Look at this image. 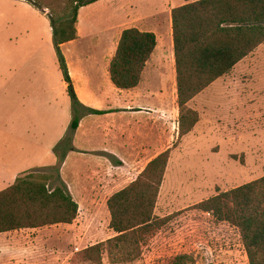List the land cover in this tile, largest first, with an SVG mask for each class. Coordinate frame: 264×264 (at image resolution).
I'll return each mask as SVG.
<instances>
[{
	"label": "rangeland",
	"instance_id": "obj_1",
	"mask_svg": "<svg viewBox=\"0 0 264 264\" xmlns=\"http://www.w3.org/2000/svg\"><path fill=\"white\" fill-rule=\"evenodd\" d=\"M169 1H99L80 11L83 36L109 26L135 25L126 22L128 16L132 23H158L160 44L169 47ZM92 39L61 48L69 73L92 69L83 63L92 51ZM103 71L100 64L93 73ZM170 82L168 75V89ZM69 104L73 110L51 18L26 0H0V163H7L10 154L22 156L23 140H39V124L45 117L49 120L50 111L61 110L65 121ZM189 107L200 121L189 138L180 137L179 111V137L171 149L155 210L160 218L173 217L132 264H165L179 255H190L197 264H250L238 229L194 207L264 177V44ZM108 217V209L99 203L81 210L73 226L13 233L23 241V250L12 255L10 263L94 264L83 253L115 237ZM102 264H113L107 252Z\"/></svg>",
	"mask_w": 264,
	"mask_h": 264
},
{
	"label": "trees",
	"instance_id": "obj_2",
	"mask_svg": "<svg viewBox=\"0 0 264 264\" xmlns=\"http://www.w3.org/2000/svg\"><path fill=\"white\" fill-rule=\"evenodd\" d=\"M51 18L55 48L73 101L71 134L79 127L84 107L74 90L64 44L78 39V16L82 8L101 0H26ZM180 137L191 133L200 121L189 107L198 95L229 74L238 63L264 44V0H199L172 10ZM157 47V36L137 28L123 31L109 73L120 90L136 88ZM168 150L151 161L141 175L107 201L109 228L115 237L84 251L85 258L102 264L108 253L113 264L139 261L143 250L173 216L155 214L160 190L170 161ZM56 168L48 173L31 172L0 192V234L71 225L79 205L63 186L51 187ZM194 209L213 215L238 229L250 264H264V177L209 198ZM165 264H197L190 255H179Z\"/></svg>",
	"mask_w": 264,
	"mask_h": 264
},
{
	"label": "crops",
	"instance_id": "obj_3",
	"mask_svg": "<svg viewBox=\"0 0 264 264\" xmlns=\"http://www.w3.org/2000/svg\"><path fill=\"white\" fill-rule=\"evenodd\" d=\"M195 1L199 0L169 1L172 6L170 22L168 21L169 47L160 44L158 23H132V17L128 16L126 22L128 20V24L135 25L125 28L109 26L101 33L94 32L84 37L79 12L78 39L64 44L62 48L93 38L92 51L83 62L92 66V69L84 73H70L81 104L102 114L84 113L80 110L79 127L67 141L74 111L70 104L66 107L65 121L61 110L50 111L49 122L45 117L39 124V140H23L22 156L14 157L10 154L7 163H0V190L12 186L22 173H48L51 168H56L57 181L55 180L54 185L65 187L79 205L77 222L81 210L94 209L99 203L107 208V201L113 194L136 181L151 161L171 150L179 137L172 10ZM130 28L154 33L157 36V47L146 65L141 83L134 89L120 90L112 83L109 68L123 31ZM100 64L104 66L103 74L93 73L94 68ZM168 75L171 80L170 89L166 83ZM196 128L197 126L185 138H189ZM171 154L173 155L172 151ZM108 216L110 221L109 211ZM18 232L20 231L0 234V264H20L18 261L10 263L12 255L23 250L21 238L11 236Z\"/></svg>",
	"mask_w": 264,
	"mask_h": 264
}]
</instances>
